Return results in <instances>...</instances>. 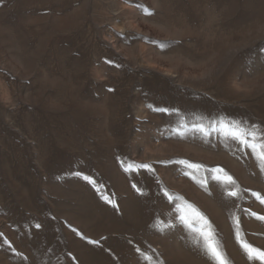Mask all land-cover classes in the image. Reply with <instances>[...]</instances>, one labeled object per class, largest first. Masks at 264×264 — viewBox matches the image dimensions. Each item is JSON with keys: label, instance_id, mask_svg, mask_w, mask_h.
<instances>
[{"label": "rangeland", "instance_id": "1", "mask_svg": "<svg viewBox=\"0 0 264 264\" xmlns=\"http://www.w3.org/2000/svg\"><path fill=\"white\" fill-rule=\"evenodd\" d=\"M221 121L264 130V0H0V264H216L192 209L259 264L264 173Z\"/></svg>", "mask_w": 264, "mask_h": 264}, {"label": "snow or ice", "instance_id": "2", "mask_svg": "<svg viewBox=\"0 0 264 264\" xmlns=\"http://www.w3.org/2000/svg\"><path fill=\"white\" fill-rule=\"evenodd\" d=\"M147 11V10H145ZM159 111H167L166 109H159ZM221 127L226 129L225 134L229 136L231 139L235 140L241 148H247L250 150L252 156L258 161V166L260 171L264 173V130L258 128L257 125H250L247 127L242 126L239 122H232L231 124H225L223 121L220 122ZM198 130L203 131V127L201 125L194 126ZM177 163L186 166L192 170H199L202 165L189 163L185 160L177 161ZM132 165H129L128 168H125V171H128L132 168ZM135 167L139 168H149L150 166L147 164L137 165ZM215 171V170H214ZM76 175H80V173H76ZM185 175H191L190 172H185ZM194 178V177H193ZM83 179L88 183L92 184L95 187V181L92 180L89 176H83ZM226 182L229 184H235V181L232 180V177L227 176ZM135 187V186H134ZM164 195L168 197L169 202L174 200H180V197H173L167 191L164 192ZM228 195L230 196H238V192L235 190L229 191ZM252 195L260 201L261 204H264V197H262L259 193H252ZM107 199L106 197H104ZM188 208H192L191 205H187ZM183 206L179 203L176 204V211L182 212ZM196 216L199 219L204 221L205 227L208 229L205 230V227L199 229V236L203 240L204 248L206 252L215 260L216 264H226L224 257L218 250V246L216 242L213 240V234L211 232V225L208 224L206 218H204L198 211L192 209ZM247 211V210H245ZM252 216H255L258 220L264 221V216L257 215L256 213H251ZM182 221L185 220V216L181 215L179 217ZM235 220V238L237 242L240 244V247L244 250L247 255L248 260L257 261L259 264H264V250L256 248L248 243L243 238L242 229L240 227V220L238 217H234ZM39 227V225H37ZM75 231V229H73ZM79 234V233H78ZM7 243V241H4ZM90 243H95L94 241H90ZM162 264V262H161Z\"/></svg>", "mask_w": 264, "mask_h": 264}]
</instances>
